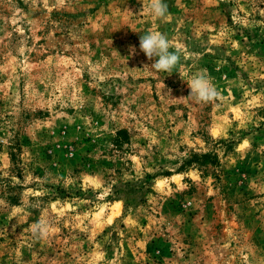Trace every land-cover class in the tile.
<instances>
[{
	"label": "rangeland",
	"instance_id": "obj_1",
	"mask_svg": "<svg viewBox=\"0 0 264 264\" xmlns=\"http://www.w3.org/2000/svg\"><path fill=\"white\" fill-rule=\"evenodd\" d=\"M164 2L0 0V264H264V0Z\"/></svg>",
	"mask_w": 264,
	"mask_h": 264
},
{
	"label": "clouds",
	"instance_id": "obj_2",
	"mask_svg": "<svg viewBox=\"0 0 264 264\" xmlns=\"http://www.w3.org/2000/svg\"><path fill=\"white\" fill-rule=\"evenodd\" d=\"M144 9L142 8V11ZM148 12L155 18H164L168 14V5L164 0H151ZM170 43L167 36L160 32H148L139 38V49L145 54L149 60L155 59V62L150 65H145L144 68L156 72L172 73L173 69L180 62V50L170 51ZM130 55L136 54L134 46H129ZM190 88L188 97L192 98L196 103H212L216 101L220 93L212 80L204 72H198L192 76L187 82ZM171 90L169 89V95ZM180 99H183L180 98ZM18 224L22 223L17 221ZM15 229V225L13 226ZM32 234L38 238H45L49 234V226L44 221L34 223Z\"/></svg>",
	"mask_w": 264,
	"mask_h": 264
},
{
	"label": "trees",
	"instance_id": "obj_3",
	"mask_svg": "<svg viewBox=\"0 0 264 264\" xmlns=\"http://www.w3.org/2000/svg\"><path fill=\"white\" fill-rule=\"evenodd\" d=\"M127 138H128V133L126 129H117L115 131V137L113 138V145L120 147L122 146V143L124 142V140H126ZM9 148H10V151L8 153H9L10 159L13 163H15L16 157H17L16 152L18 151L19 147L15 145L13 142V144L11 143Z\"/></svg>",
	"mask_w": 264,
	"mask_h": 264
}]
</instances>
